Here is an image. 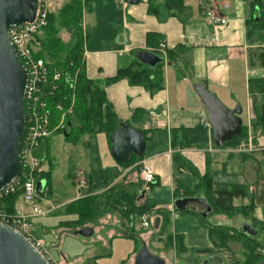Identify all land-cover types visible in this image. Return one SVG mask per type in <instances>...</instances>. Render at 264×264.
I'll return each mask as SVG.
<instances>
[{
  "label": "crops",
  "instance_id": "crops-1",
  "mask_svg": "<svg viewBox=\"0 0 264 264\" xmlns=\"http://www.w3.org/2000/svg\"><path fill=\"white\" fill-rule=\"evenodd\" d=\"M71 1L58 2L64 6ZM82 1L85 6L83 21L88 20L86 25L85 21L82 22L86 26L85 32L89 35L84 60L89 79L103 84L106 79L115 77L116 72L123 68L122 62H128L134 51L149 50L145 44L147 36L151 33L157 34L160 39L164 55L167 50L176 51L175 61L167 63L161 70L163 86L158 91L151 92L145 87L131 86L127 80L105 86L107 100L119 119L123 123L129 122L132 128L146 132V149L140 162L129 167L117 165L110 152L112 145L105 134L85 135L77 144L67 142L73 161L78 160L79 166L82 167L72 177L76 186L77 179L84 177L94 185L107 183L105 191L110 187L118 191L123 189L128 194L137 196L134 202L137 207L153 208L152 214L155 216H158L156 211L161 210L169 219L165 222L160 216L159 228L142 230L139 220L132 221L125 217V211L129 207L122 199L117 201L116 196L109 197L110 193L97 192L98 201L100 200L97 204V230L93 226L87 228H92L95 232L106 228V238L104 236L101 240L108 248V252L105 251L107 253L97 258L112 254L113 238H123L135 243L139 239L142 245L148 244L152 254L164 251L183 255L195 254L197 249H215V241L212 240L210 229L207 227L210 224L216 225L213 218H209L211 214L207 219H203L193 212L177 213L175 210L174 201L180 199L174 195L172 161L175 154H179L200 178L223 167L227 173L240 175L241 183L247 186L248 196L235 199L234 206L237 207V201H246L238 207L249 206L253 204L252 198L256 197L255 211L245 220H250L247 223L251 225L252 219L264 223V133L251 125L254 114L250 94L253 84L257 85L258 95L264 89V83L255 82L264 79V64L258 61L257 56L252 55L259 49L258 44L252 45L246 41L249 1L240 3L225 0L222 4L224 11L220 9L219 1L215 0L216 8L228 19L227 25L218 28L212 26L204 17L205 10L199 12L200 16L194 15L185 0L184 5L189 11L184 15H172L159 5L161 1L157 0L156 5L160 7V12L152 16L148 13L149 0H141L134 6H125L116 0ZM143 1L145 4H141ZM92 7L96 8L95 11ZM195 84H203L228 109L233 110L236 106L242 108L244 105L245 109L242 108V111L246 116V123L243 126L248 130L245 153L237 148L217 149L213 143L188 149L172 147L171 135L174 130L200 126V119L207 116L193 89ZM135 111L142 114L134 119ZM153 113L156 119L151 117ZM53 136L45 141L38 154L47 160L50 167L52 155L49 140ZM144 164L153 168L156 178V183L149 187L148 191L144 190L139 177V167ZM42 167L46 171L44 164ZM77 191L79 197L70 198V204L82 198L83 190ZM197 197L203 196L198 194ZM51 211L53 213L54 209ZM208 221L211 223L208 224ZM172 224L174 227L171 229L174 232L167 233ZM163 244L167 250L158 249ZM51 247L60 249L57 245ZM182 248L184 251H181ZM138 252L136 248L135 253L129 256L128 264H135V255ZM163 254L161 256L165 259ZM60 255V261L55 260L57 263L76 264L69 255ZM202 256L206 259L205 264H209V260L214 257L220 258L216 253Z\"/></svg>",
  "mask_w": 264,
  "mask_h": 264
},
{
  "label": "trees",
  "instance_id": "trees-1",
  "mask_svg": "<svg viewBox=\"0 0 264 264\" xmlns=\"http://www.w3.org/2000/svg\"><path fill=\"white\" fill-rule=\"evenodd\" d=\"M161 5L165 10L169 11L172 15H176L177 11L182 13L187 10L184 5V0H160ZM157 0H149L148 13L152 15H158L160 7L155 5ZM84 4L82 0H72L71 2L64 5L59 16H55L52 12L49 14L48 26L42 33V37L37 36L33 40L32 47L35 49V56L43 59L45 66L48 69L50 80L53 79V74L60 73L61 77L58 81H53L56 85V90L50 96L48 102L51 103L52 107L60 104L64 107L65 111L71 110V113L65 114L66 120L64 130H58L54 135L66 134L65 141L77 144L80 139L85 135L92 134H105L107 139L123 124L122 120L114 113L112 105L107 100L105 86L115 84L120 80H127L131 86L145 87L151 92L162 89L163 77L162 69L165 65H160L156 69H150L144 64L140 63L135 59L134 52L133 61L127 66L119 69L116 76L110 79H106L103 84L89 79L86 68L85 52L86 44L89 40L88 33L84 30L83 17H84ZM247 42L258 44L259 49L253 52L252 55L257 56L258 61L264 64V2L262 0H250L247 10ZM57 23L60 26L57 27ZM62 29V30H61ZM65 30L71 35L72 42L64 45V41L60 36V32ZM40 34V33H39ZM161 41L157 34H149L147 36V49L154 53L166 57L168 63L175 61L176 51L167 50V54L162 53L160 48ZM61 48L62 50H60ZM255 82L264 83V79L255 80ZM103 85V86H102ZM257 85L251 86V98H252V111L254 117L251 119V125L253 128H257L264 133V89L256 94ZM142 114L140 111H135L133 118ZM53 125H57L60 119V113L54 111L53 113ZM129 125V122L126 123ZM131 126V125H130ZM212 131L205 129L202 126L195 128H181L172 132V147L174 149H188L193 147H205L209 143H213ZM248 130L243 126V131L239 136L234 138L232 141L227 142L222 149H236L237 146L242 142H247ZM146 132H144L145 138ZM147 138H145L146 141ZM109 144H111L109 142ZM215 146V144H214ZM216 148V146H215ZM219 149V148H217ZM247 158L249 156H246ZM143 158V157H142ZM142 158H138L134 155L131 156L127 163L120 164L123 167H129L140 162ZM174 168H173V181L175 184L174 195L176 198H193L201 194L209 205L213 208L214 213H220L223 215H234L239 214L244 218L251 217V214L255 211V201L249 206L235 207V199L247 198V186L241 183L240 175L227 173L225 167L219 171L205 174L204 177L200 178L197 172L189 167L186 162L183 161L179 154L173 156ZM140 170V168H139ZM49 175L50 173L44 174V179L47 182V188L43 193L44 196H49ZM107 183L94 185L88 181V187L83 190V196L81 199L71 203L67 212L70 214H76L78 221L74 223H67L66 228L73 229L72 227H80V224L89 223L90 218L95 219L98 216L99 205L97 201L99 195L96 194L98 191L105 190ZM106 194L110 193V196H116L117 201L121 200L129 208L127 209L125 217L128 220L136 221L139 220L141 223L142 216L146 215L153 221L152 229L154 228V221L157 218L163 217L165 222H168V216L161 210L156 211L155 216L153 208L140 206L137 207L134 203L137 196L130 195L123 189H112L111 187L104 191ZM22 191H18L14 195H10L5 202L4 206L7 212L11 214L16 213V204L22 198ZM91 202V204H90ZM93 203H95L93 205ZM177 213H180L176 211ZM206 222L205 220H203ZM253 228L258 231V235L261 237L264 235V223H259L257 220L252 219ZM91 223V222H90ZM251 225V226H252ZM64 225L62 224V227ZM210 229V236L213 234L218 237H222L223 232H226L227 228L222 226L208 225ZM65 228V229H66ZM150 228V229H151ZM64 229V228H63ZM243 234L245 239L252 237ZM262 233V234H260ZM215 241V247L219 244ZM264 242V237H262ZM221 238H219L220 241ZM259 245V244H258ZM257 245V246H258ZM226 251V248H224ZM215 249L208 250H195L197 255H211L214 254ZM181 251H184L182 248ZM229 251V250H227ZM226 251V253H227ZM231 252V251H230ZM234 261L235 257L231 256ZM257 263H260L257 262ZM255 263V264H257ZM233 264H238L234 262Z\"/></svg>",
  "mask_w": 264,
  "mask_h": 264
},
{
  "label": "water",
  "instance_id": "water-1",
  "mask_svg": "<svg viewBox=\"0 0 264 264\" xmlns=\"http://www.w3.org/2000/svg\"><path fill=\"white\" fill-rule=\"evenodd\" d=\"M140 1L124 0L129 6L138 5ZM37 9L38 0H0V193L18 180L22 172L21 141L26 130L23 102L28 84V72L7 38V30L34 23ZM134 55L140 63L153 70L168 63L164 57L150 50H136ZM194 90L212 126L213 142L216 148L222 149L243 131L242 108H226L203 84H195ZM108 139L117 165L127 163L132 155L142 158L145 154L144 133L126 123L121 124ZM45 189L46 183H39L36 194L44 196ZM174 207L180 213L193 212L203 219L213 211L203 197L177 199ZM157 228L159 218L154 221V229ZM93 231L92 228H84L75 234L90 237ZM242 232L249 237L258 234L248 223L243 225ZM135 256V264H164L162 258L152 255L145 246ZM44 258L23 235L0 223V264H50ZM257 264H264V261Z\"/></svg>",
  "mask_w": 264,
  "mask_h": 264
},
{
  "label": "rangeland",
  "instance_id": "rangeland-1",
  "mask_svg": "<svg viewBox=\"0 0 264 264\" xmlns=\"http://www.w3.org/2000/svg\"><path fill=\"white\" fill-rule=\"evenodd\" d=\"M58 1L61 0H41L43 7L46 8V10L52 12L55 16H59L61 13L63 6H61V2ZM187 4L192 8L194 15L200 16L199 12L205 10V15L208 12L210 7H215L217 3H215V0H185ZM206 1L208 3H206ZM220 3L219 7L221 10H224L223 2L225 0H218ZM231 0H228L230 2ZM242 2V1H250V0H233V2ZM63 2H67V0H63ZM205 3V4H204ZM125 6H128V4L123 3ZM141 4H145V1H143ZM147 4V3H146ZM157 4V3H156ZM155 4V5H156ZM205 5V6H204ZM208 5V6H207ZM94 8V7H92ZM96 8L93 10L95 11ZM189 10H186L185 12H178L179 15H184ZM88 15V14H87ZM204 15V13H203ZM204 15V17H205ZM49 18V17H48ZM85 21V19H84ZM83 21V22H84ZM85 25L88 24V20H86ZM84 25V26H85ZM60 26V24L57 23V27ZM86 27V26H85ZM47 28V27H46ZM45 30V29H44ZM35 35V37L40 36L42 37V33ZM62 30V29H61ZM60 36L62 37L64 45L71 43V35H69L68 32L63 30L60 32ZM160 48L161 45H160ZM62 50L61 48H59ZM35 50V49H33ZM133 55H130V58L128 62L123 61L122 66H127L131 61H133ZM166 58V57H165ZM194 89V87H193ZM244 106V105H243ZM245 109V107H243ZM246 116L244 113L241 115V121H243V125L246 123ZM64 134L60 135H54L50 141V149H51V161L52 165L48 164L47 160L44 161V167L46 168V173H50L49 175V191L51 194L49 196H44L41 201H37V205L39 208L43 210H52L54 209L53 213H51L49 216H44L40 218H34L32 219V223L34 225V233L37 239L43 244L42 246L46 248L49 255L56 260L57 262L60 261V254L64 253L65 255H69L76 264H128L129 256L135 253V249L137 248L138 251L144 248V246L149 250L148 244L142 245L141 241L139 239L137 242L128 241L123 238L112 240V246H111V255L105 258H97L98 256H103V254L108 252V248L105 247V242L101 240L102 237L107 235V229L104 228L102 230H97V224L98 219L97 217L95 219H91V223H81L80 227L77 228L72 227L66 228L65 225H68L67 223H74L78 221V216L76 214H70L67 212V209L69 205H71L69 202L70 198L72 197H79L77 186L73 182V176L77 174V172L82 169V167L79 166L78 160L73 161L74 158L70 154L71 150H69V147L67 145V141H65ZM43 168V167H42ZM140 168V167H139ZM44 169V168H43ZM49 170V171H48ZM141 170V168H140ZM139 170V174H140ZM44 174L42 175L43 182L46 183L47 188V182L44 179ZM23 178V174H21V179ZM20 179V180H21ZM19 180V181H20ZM83 180H86L84 177ZM105 190L98 191V192H104ZM105 193V192H104ZM100 202L97 201V203ZM105 203V200H103ZM246 201H237L236 205L241 206L244 205ZM91 204V202H90ZM95 203H93L94 205ZM21 205L23 206V212L27 215H30L31 210L30 208L24 204L23 199L20 197V200L16 204V206ZM26 210V211H24ZM211 215L209 218H213V222L216 224L214 226H221L227 228L226 232H223L222 237L220 241L219 238L213 234L212 238L219 244L217 247H215L216 254L220 255V258L216 259V257L209 260V264H233L234 262H237L238 264H255L257 262H263L264 261V242H262V239L260 235H256L255 237H252L250 239H245L242 233V227L245 223L250 222V220H245V218L239 214L234 215H223L220 213H210ZM97 220V221H96ZM67 222V223H66ZM207 222V221H206ZM211 223V221H208V224ZM62 224L64 225L62 227ZM250 226L251 224L248 223ZM88 226L95 229L94 234L90 237H84L81 235H75V231L82 230L84 228H87ZM173 224L170 228H168L167 233H173ZM253 227V225H252ZM64 228V229H63ZM66 228V229H65ZM172 228V229H171ZM152 229V228H151ZM47 231V232H46ZM48 231H53V233H49ZM148 231H151L148 229ZM46 232V233H44ZM262 234V233H260ZM39 236V237H38ZM41 237V238H40ZM106 238V236H105ZM157 241V240H156ZM259 244V245H258ZM58 246L60 249H52L51 246ZM258 245V246H257ZM155 250L156 248L153 247ZM226 248V251H224ZM158 249L161 250H167L165 248V245H160ZM107 250V252H105ZM231 251V252H230ZM164 251H159L158 254H152L156 257L162 258L161 254H163ZM166 253V254H165ZM163 255H165L164 264H205L206 259L200 254H171L169 252H165ZM231 256H234L235 260L233 261ZM57 264H61L60 262Z\"/></svg>",
  "mask_w": 264,
  "mask_h": 264
},
{
  "label": "built area",
  "instance_id": "built-area-1",
  "mask_svg": "<svg viewBox=\"0 0 264 264\" xmlns=\"http://www.w3.org/2000/svg\"><path fill=\"white\" fill-rule=\"evenodd\" d=\"M41 0H38V9L34 23L25 24L20 28H9L7 30V38L15 48L17 57L21 64L28 72V84L24 96V116L26 118V127L23 139L21 141V159H22V172L18 180L8 186L0 193V223L14 228L17 232L23 235L35 247L45 260L50 264H57L54 258L51 257L43 247L42 243L37 239L34 233V225L32 219L44 217L49 215L51 210H43L37 205V201H41L44 196H38L37 185L42 183V175L45 173L42 168L45 159L40 157L39 151L47 139H49L58 130H64L66 124V115L71 113V110L65 111L64 107L60 104L52 107L50 96L56 90V85L53 81H58L61 77L60 73L53 74V81L50 80L49 72L45 66L44 60L35 56L32 42L35 35L42 32L48 26L49 11L43 7ZM118 3H125L124 0H116ZM206 19L214 27H223L227 25L226 19L220 11L215 7H210L205 15ZM264 47V45H262ZM257 47H259L257 45ZM54 111L60 113V119L57 125H53ZM152 118L156 119L153 113ZM200 126L209 131H212V126L208 122V117L204 116L200 119ZM245 142L237 146L238 151L246 152ZM155 172L153 168L147 165H142L140 170V181L148 191L149 187L156 183ZM21 179V180H20ZM20 180V181H19ZM77 188L85 190L88 187V182L82 178L77 179ZM22 191V199L30 210V215L23 212V206L18 205L15 207L16 213L11 214L6 211L4 202L10 195ZM46 190V189H45ZM153 221L150 217L144 215L141 220V227L143 229H150Z\"/></svg>",
  "mask_w": 264,
  "mask_h": 264
}]
</instances>
